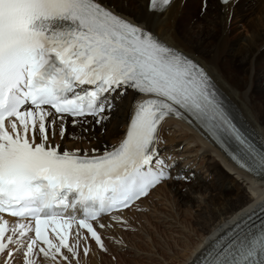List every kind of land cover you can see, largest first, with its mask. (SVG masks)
Instances as JSON below:
<instances>
[{"label": "snow or ice", "instance_id": "snow-or-ice-1", "mask_svg": "<svg viewBox=\"0 0 264 264\" xmlns=\"http://www.w3.org/2000/svg\"><path fill=\"white\" fill-rule=\"evenodd\" d=\"M176 3L148 0L147 10L162 15ZM126 101L118 145L67 147L98 140ZM170 119L194 123L264 181V147L234 123L212 77L150 28L103 0H0V213L17 218L0 219V264L18 255L24 264L40 256L81 264L88 241L107 252L100 230H127L125 213L138 201L168 180L189 179L172 175L160 148ZM230 141L242 150L231 151ZM195 264H264V206Z\"/></svg>", "mask_w": 264, "mask_h": 264}, {"label": "bare ground", "instance_id": "bare-ground-1", "mask_svg": "<svg viewBox=\"0 0 264 264\" xmlns=\"http://www.w3.org/2000/svg\"><path fill=\"white\" fill-rule=\"evenodd\" d=\"M195 1L198 2L177 0L169 11L157 15L148 12V0H103L132 23L150 28L167 44L199 62L210 73L220 92L236 107L242 119L259 133L264 142V0H236L234 4L228 6L221 4L219 0H208L210 6H207L206 12L204 14L200 12L198 16L192 17V4ZM198 7L202 8L200 1ZM128 109L129 102L120 105V111L113 115L105 136H99L98 140L92 143H68L67 147L91 149L101 147L102 143L118 145L127 132ZM166 124L173 126L174 132L181 131L188 136L186 141H189V147L190 145L197 147L193 154L197 157L195 161L199 159L202 165L205 163L206 172L214 173L212 175L216 181L203 186L192 182L188 185L189 194L176 198V184L179 182L173 179L141 202L139 206L143 204L147 206L153 195L163 191L161 200L153 203L151 215L165 218L162 222L165 230L163 233L158 231L152 236V230L146 229L145 232L151 238L154 249L149 253L144 250V255L148 264H193L201 250L217 236L249 215L253 209L258 208V205L264 204V181L255 180L249 174L235 168L194 123L187 125L178 119H170L162 125L160 131V136L164 138L165 133L162 130ZM166 137L169 143L171 135ZM57 142H60L58 137ZM162 147L161 144L160 148ZM169 162L175 165L174 176L194 175L192 171H184L181 163L173 160ZM175 198L177 206L171 201ZM158 204L161 206L167 204L171 214L162 213L160 211L162 208H159ZM139 206L128 210L125 216L130 215L131 211ZM144 208L142 214L133 215L132 225L138 227L140 223L142 226V218L149 215L144 213L150 211ZM182 215L188 216L185 219L180 218L182 219L180 223L185 222L182 223L183 226L177 224L178 218ZM107 222L110 220L107 219L105 223ZM114 227L123 239H127V234L120 231L118 225ZM114 227L107 229L111 231ZM106 232L101 230L103 237ZM84 243L81 241V248ZM115 247L117 246L113 243L111 249ZM19 258L21 256L18 255L15 264H24L23 261H18ZM45 263L41 256L37 258V264Z\"/></svg>", "mask_w": 264, "mask_h": 264}, {"label": "rangeland", "instance_id": "rangeland-1", "mask_svg": "<svg viewBox=\"0 0 264 264\" xmlns=\"http://www.w3.org/2000/svg\"><path fill=\"white\" fill-rule=\"evenodd\" d=\"M199 1H200V4H202V0H198V2L195 1L192 4V7H193V12H192V15H191L192 17L198 16V13H200L201 10H202L201 7H198ZM208 5L210 6V4L207 2V6ZM175 129H176L175 131H177V128H175ZM178 132L176 133V132L172 131L171 132L172 134H175V133L176 134H175V136L173 135V137H169V143L172 142L173 147H174L172 149V156L174 155V153L178 152V150L180 149L178 147H180L182 145L181 146L182 147V149H181L182 152L180 154H185L186 156L190 155V158L193 159V160H195L197 157L196 156H193V154H195L194 149L196 150L197 147L194 146V145H192V146L190 145V147H189V141H186V138L188 136L184 132H181V131H178ZM105 135H106V133L104 134V136ZM163 144L164 143H162V145ZM176 148H177V151L174 150ZM200 154H202V153L200 152ZM178 155H179V153H177L176 156H178ZM200 162H201V165H200V163H198L195 167H200V166L203 167V170H202L203 173L201 172L202 174H199V173H197V171H195V170L192 169L191 171H192V173H194V175H195L196 178H194V175L191 174V176H189L190 178L188 177L189 178L188 180H184V179H183V181L182 180H179V181L176 180L177 183L179 182L178 184H176V190H177V191L175 190V197L176 198H178L180 195H185V194L187 195V194H189V192H190V190H189L190 188L189 187L190 186H188V185H191L192 182H196V184L199 183V184H201L203 186V185H206V184L208 185L209 183H212V182L216 181L215 176L212 175L214 173H212L210 171L209 172L208 171L206 172V170L204 168L205 167V163H204V165H202V161H200ZM186 163L187 164L182 165L183 166V170L184 171L191 172V171L188 170V163H189V161H186ZM248 192H250V191H248ZM159 193H157V195L155 194V195H153L151 197L152 200L150 199L151 200L150 203H149L150 200L148 201L147 206H143V208L146 207V209L148 208L150 211L144 213V214H149V215H146L145 218H142V226L139 223L138 224V228L135 227L138 230L135 231V232H133V233H130V234H129L130 231H125V234H127V236H126L127 239L126 238L123 239L124 240V244H126V246H124L125 249L118 248V245L120 243L112 242L111 245L108 244V246L110 245V250L113 251V254L114 255H107V256H102V257L100 255V257H99V255L96 254L95 253L96 251H95V252L90 253L87 256H84V257L82 256L83 259L81 260L82 261L81 264H121V263L122 264H126V263L127 264H130L131 261H132L131 262L132 264L133 263L134 264H148V263H146V256L144 255V253H145L144 250L147 253H149V251H151V250L154 249V246H153V243H152L151 238H149L148 234L145 231H146L147 228L150 231L152 230L151 235L153 236V235L157 234L158 231H161L163 233L164 230H165V228L163 226V223H162L163 221H165V218L163 216H159V215H155V216H152L151 215L152 214L151 208H152L153 203L154 202L156 203V202L160 201L161 198H162L163 191H161ZM158 194H159V196H158ZM176 198H175V200L174 199L171 200V201H174L173 202L174 203L173 204L174 206L177 204V199ZM200 201H202V200H200ZM158 207L159 208H162L160 210L162 213H164V214H171V209L167 206V204H164L162 206L160 204H158ZM139 214H142V213H139ZM183 216L184 215H182V216H180L178 218V222H177L178 225L180 224L181 226H183V224L185 223V222H182L183 223L182 224V223L179 222L182 219H185L186 217H188V216H186V217H183ZM181 217H183V218L180 220ZM120 238L122 239V237H120ZM118 240H119V238H118ZM158 240H160V238H158ZM113 243L117 247L111 249V246L113 247ZM125 250H127V251L125 252ZM120 251H122V252H120ZM140 253H142V254H140ZM82 257H80V259ZM119 259H121V260L123 259V260L121 261ZM84 260H85V262H84ZM155 260H158V259L155 258ZM120 261H121V263H120ZM143 261H144V263H143Z\"/></svg>", "mask_w": 264, "mask_h": 264}]
</instances>
